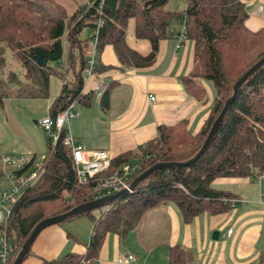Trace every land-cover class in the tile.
<instances>
[{
  "label": "trees",
  "instance_id": "16d2710c",
  "mask_svg": "<svg viewBox=\"0 0 264 264\" xmlns=\"http://www.w3.org/2000/svg\"><path fill=\"white\" fill-rule=\"evenodd\" d=\"M249 1L187 0L185 10L178 14L165 9L169 0H88L83 4L69 0L66 6L60 0H0L1 104L12 95L23 100L47 99L49 79L54 76L60 80L61 90L50 107V118L54 119L71 104L90 106L94 95L82 90L86 62L93 47L98 54L110 46L121 67L148 68L156 62L159 42L173 37L170 28L174 21L180 25L184 21L185 39L180 45L184 41L193 44L192 70L181 77L185 93L204 103L207 92L201 81L209 83L215 92L209 115L197 134L187 130L186 120L172 126L160 125L154 139L136 151L110 158L108 169L85 185L78 183L71 152L63 145L66 128L54 144L48 137L44 172L14 203L6 221L8 264L14 262L39 222L100 198L98 185L124 165H137L131 184L157 163H183L197 154L224 103L232 96L234 84L264 57V27L255 32L246 27ZM130 22L134 24L136 40L149 43L148 55L142 56L128 47L126 30ZM84 30L90 34L81 38ZM5 50L20 63L24 71L22 81L12 72L2 79ZM37 60L43 61V65ZM59 63L64 66L58 68ZM108 91L106 85L101 97L104 108L108 106ZM33 162L34 158L29 160L26 169ZM3 174L0 164V179ZM263 176L264 65L240 87L208 149L196 162L153 172L132 193L97 208L100 211L97 218L92 210L64 221L79 216L91 219L85 253L40 259L38 264H96L108 234L123 240L138 229L149 211L170 204L178 209L184 223L203 213L224 214L236 197L214 189L215 180ZM166 264L196 263L189 250L175 245L169 248Z\"/></svg>",
  "mask_w": 264,
  "mask_h": 264
},
{
  "label": "crops",
  "instance_id": "0c3cea01",
  "mask_svg": "<svg viewBox=\"0 0 264 264\" xmlns=\"http://www.w3.org/2000/svg\"><path fill=\"white\" fill-rule=\"evenodd\" d=\"M246 12V27L250 31L264 27V0H250ZM180 30L177 21L170 28L175 34ZM126 43L142 56L150 52L148 42L134 37L133 22L128 24ZM192 66V42L184 41L180 45L173 37L159 42L156 62L143 69L121 67L113 49L103 48L97 54L95 73L84 77L82 91L92 93L94 99L90 106L79 103L73 106L74 117L67 124L69 133L86 150L105 151L110 158L144 147L156 137L160 125L172 126L186 120L187 130L197 134L209 115L215 92L209 83L201 81L207 92L204 103L185 93L181 77L189 75ZM106 85L109 96L108 106L104 108L101 97ZM48 90L43 109L40 107V120L49 116L50 107L60 93L61 82L57 77H50ZM150 97L155 100L150 101ZM32 106V110L38 108ZM212 187L236 197L228 212L216 216L203 213L184 223L173 204L153 209L138 229L123 240L108 234L96 264H118L119 258L129 255L135 259L132 264H166L169 248L175 245L189 250L196 264H264V176L217 179ZM61 226L44 229L22 264L58 259L65 253L84 254L90 234H86L82 243L75 230ZM215 232L218 236L214 239Z\"/></svg>",
  "mask_w": 264,
  "mask_h": 264
},
{
  "label": "built area",
  "instance_id": "2783aa9c",
  "mask_svg": "<svg viewBox=\"0 0 264 264\" xmlns=\"http://www.w3.org/2000/svg\"><path fill=\"white\" fill-rule=\"evenodd\" d=\"M96 34V31H94ZM173 38L180 44L185 39L184 21L181 22V30ZM97 54L93 47L91 55L86 62L84 76L91 77L96 67ZM102 85H100V88ZM99 95V94H98ZM150 97V101H154ZM73 104L61 111L54 119L45 117L41 120L40 126L44 133L50 137L54 143L58 140L59 134L63 128H66V134L63 145L71 152V158L76 168V176L80 185H85L95 176L106 171L110 165V157L105 151H88L81 144L75 142L74 138L68 131V121L74 117L72 108ZM29 161L23 157L8 156L0 160L1 167L4 171L3 178L7 184V189L0 193V264H8L10 248L6 242L5 227L8 216L14 203L31 188L44 172L43 162L32 164L28 169ZM137 171V165L126 164L118 173L105 179L97 187V190L103 194L101 197L113 195L122 190L129 192L130 179ZM20 172V174H15ZM229 233H231L229 231ZM134 257L129 255L117 260L118 264H132Z\"/></svg>",
  "mask_w": 264,
  "mask_h": 264
},
{
  "label": "rangeland",
  "instance_id": "374dc122",
  "mask_svg": "<svg viewBox=\"0 0 264 264\" xmlns=\"http://www.w3.org/2000/svg\"><path fill=\"white\" fill-rule=\"evenodd\" d=\"M67 1L69 0H60L65 6ZM76 1L82 4L88 2V0ZM186 2L187 0H170L166 9L173 13L181 14L185 10ZM172 23H176V21ZM87 36H89V30H84L80 37L85 38ZM62 42L64 45V59L62 61L64 62L66 59V43L64 40ZM4 58L6 59V66L3 70L2 79H7L10 72H12L16 75L17 79L22 81L24 71L20 63L13 58L9 50L4 51ZM44 103V100L33 102L31 100L13 98V95L3 100L2 104L0 103V160L8 156H15L23 157L26 161H29L35 156L34 164L43 162L47 153L48 136L40 126L41 120L38 119V116L41 114V108ZM32 105H36L38 108L32 110L31 107H34ZM30 111L32 115H30ZM52 144H54L53 140ZM7 188L4 178H1L0 193ZM102 195L100 192V196ZM92 215L94 218H97L100 215V211L95 209ZM61 225L66 230H75L77 235L80 236L78 237L81 242L84 243L86 234H88L87 236L90 234L92 221L89 217L79 216Z\"/></svg>",
  "mask_w": 264,
  "mask_h": 264
},
{
  "label": "water",
  "instance_id": "95a60500",
  "mask_svg": "<svg viewBox=\"0 0 264 264\" xmlns=\"http://www.w3.org/2000/svg\"><path fill=\"white\" fill-rule=\"evenodd\" d=\"M37 61H38L40 66L43 65V61H41V60H37ZM263 65H264V57L262 59H260L257 63H255L248 71H246L238 79V81L234 84V86L232 88V92H233L232 96L229 99H227L226 102L224 103L223 108L221 109L219 115L217 116V118L213 122L204 143L202 144L200 150L197 152V154L193 158H191L190 160L183 162V163H157V164L153 165L152 167H150L149 169H147L141 175H139L130 184L129 192L126 190H122V191L115 193L113 195L100 197V198H97L90 203L75 207L63 215L50 217V218L42 220L41 222H39L34 227L31 234L29 235L28 239L22 245L19 253L17 254V256H16V258L12 264H22V262L26 259L27 255L30 251V248H31L32 244L34 243L35 239L44 229H46L50 226L61 224L70 218H73L75 216L84 214L88 211H92V210H95L97 208H100V207L104 206L105 204H107L108 202H110L116 198L125 196L129 193H132L134 191V189L137 187V185L142 180H144L147 176L152 174L153 172H156V171L161 170V169L170 168V167H186V166H189L190 164L196 162L208 149V147H209L213 137L215 136L224 116L226 115V113L229 110V108L231 107L235 97L237 96V93H238L240 87ZM216 236H218L217 232H215L213 234V238L215 239Z\"/></svg>",
  "mask_w": 264,
  "mask_h": 264
}]
</instances>
